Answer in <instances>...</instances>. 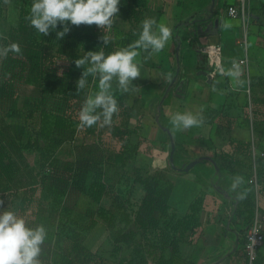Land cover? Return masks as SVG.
Wrapping results in <instances>:
<instances>
[{
    "label": "trees",
    "instance_id": "16d2710c",
    "mask_svg": "<svg viewBox=\"0 0 264 264\" xmlns=\"http://www.w3.org/2000/svg\"><path fill=\"white\" fill-rule=\"evenodd\" d=\"M6 2L0 0V48L17 43L21 51L0 58V208L12 207L10 211L23 215L36 200L49 202L48 217L61 234L53 264H195L181 254L179 244L192 243L196 238L202 201L197 198L187 214L178 216L168 202L173 188L166 177L169 168L151 171L146 164L135 163L142 140L131 144L130 137L139 127L129 128L124 119L131 91L121 93L113 82L118 111L111 123L103 125L101 120L92 127L80 126L79 111L96 85L89 78L88 88L76 91L82 69L75 67L74 60L87 51L109 54L128 47L133 43L132 29L119 37H109L106 46L101 40L103 31L94 24L77 26L57 40L55 32L43 36L30 26L27 17L32 2L19 9L15 25L5 17ZM119 9L118 17L133 27L145 19L148 11L146 0H121ZM242 72L250 95L264 91L263 78H247ZM245 89L242 91L247 92ZM259 105H264V98L248 104L249 126H253L251 119L257 115ZM17 118L21 120L17 124L5 121ZM262 133L264 130L258 133L254 127L249 139H231L230 151L218 152L215 158L218 168L227 170L234 179L240 178L239 172H246L236 189L243 196L239 214H245L247 222L254 217L252 184L247 183L253 171L252 148L262 147ZM66 143L72 145V158L59 159L57 153ZM29 152L37 154L36 169L29 167ZM255 171L262 183L264 162L259 161ZM243 184L249 190H244ZM39 190L42 193L36 199ZM81 194L98 205L86 218L75 213ZM99 222L110 234L113 261L84 244L85 235ZM42 245L45 247L46 240ZM124 249L129 253L119 256ZM260 252L255 264L264 261ZM46 264L51 263L48 260Z\"/></svg>",
    "mask_w": 264,
    "mask_h": 264
},
{
    "label": "crops",
    "instance_id": "0c3cea01",
    "mask_svg": "<svg viewBox=\"0 0 264 264\" xmlns=\"http://www.w3.org/2000/svg\"><path fill=\"white\" fill-rule=\"evenodd\" d=\"M239 5L235 0H213V5L212 0H146L145 19L156 22L153 31L165 24L172 35L159 53L138 49L135 62L140 76L133 81L138 90L131 91L124 118L129 128L139 127L130 137L131 144L142 140L135 163L146 164L151 171L169 168L171 211L181 216L189 212L194 200L200 197L202 201L196 238L179 244L181 254L195 264H246L239 232L240 217L245 216L239 214L242 195L232 188L235 179L215 162L218 152L230 151L231 139H248L249 111L237 94L246 88L245 76L243 80L241 76L244 69L230 66L245 55L241 46L244 32L246 77L264 79V0L249 2L244 27L240 18L227 14L228 7ZM143 21L133 27L117 17L106 35L119 37L132 29L134 42ZM209 44H219L224 50L223 73L214 71L206 61L203 47ZM176 113H190L200 123L178 130L171 123ZM193 161L197 163L185 170ZM258 203L264 208V197Z\"/></svg>",
    "mask_w": 264,
    "mask_h": 264
},
{
    "label": "clouds",
    "instance_id": "9594fccd",
    "mask_svg": "<svg viewBox=\"0 0 264 264\" xmlns=\"http://www.w3.org/2000/svg\"><path fill=\"white\" fill-rule=\"evenodd\" d=\"M120 3L121 0H33L27 19L37 33L48 36L55 32L57 40L64 38L71 26L94 24L103 31L101 40L106 46L109 37L105 30L110 29L118 17ZM155 23L152 19H145L139 38L126 48L109 54L103 50L87 51L74 60L75 67L82 69L76 81V91L88 88L89 78L96 85V90L86 95L79 111L81 127H92L101 120L103 125L111 123L113 114L118 111L113 82L121 93L138 90L133 83L140 76L135 62L138 49L159 53L172 35L165 24L158 25V32L153 31ZM20 51L17 43L8 44L0 48V58H6L9 53L19 54ZM171 123L176 129L183 130L200 121L190 113H176ZM241 182V178L237 177L232 188L235 189ZM46 238L47 231L43 225L30 227L15 212L0 210V264H40L41 246Z\"/></svg>",
    "mask_w": 264,
    "mask_h": 264
},
{
    "label": "rangeland",
    "instance_id": "374dc122",
    "mask_svg": "<svg viewBox=\"0 0 264 264\" xmlns=\"http://www.w3.org/2000/svg\"><path fill=\"white\" fill-rule=\"evenodd\" d=\"M159 1H163V0H159ZM206 1H210V0H206ZM240 1L241 0H235V4L238 5L240 3ZM243 1H244L245 21H246L249 2L250 1L254 2L255 0H253V1L252 0H243ZM260 1H262V0H260ZM30 2H33V0H7L6 4L4 5V13H5V17H6L7 21L10 24L15 25L17 22V16H18L19 9L21 7L26 8L28 6V3H30ZM208 11H210V8ZM208 11H206V12L208 13ZM199 14H201V12ZM75 29H77V26H72L70 33H72ZM223 53H224V50L222 49V58H223ZM224 62L225 61L223 60V67L225 65ZM247 92L240 91L237 93L238 96H240V103H241L242 107L247 105L245 108H248V104L251 100L254 101V100H257L260 98H264V91H260V90L257 92L255 91V92H252L251 95H250L249 91H247ZM245 101L248 102L246 105H245ZM19 104H21V102ZM2 117L3 116L0 112V122L2 120ZM5 121H6V123L17 124L21 120L17 118V119H6ZM251 121L253 122V126H247L248 139L250 137H252L251 135H252V131H253L254 127L257 128L258 133L259 132L261 133L264 130V105L257 106V115L254 118H252ZM261 137H263V139L261 140V142H263L264 141V133L261 134ZM110 145L113 146L115 144H113V143L111 144V142H110ZM261 152L264 153V144H262V147L260 146L259 148L255 149V157H256L255 168H256L257 164L259 163V161L264 162V156H260ZM72 155H73V153H72L71 143L64 144L57 153V157L59 159H65V158L71 157ZM26 158H27V162L29 164V167L31 169H36V167H37V154L32 153V152L26 153ZM195 163H197V162L195 161ZM198 169L199 168H195L194 171H197ZM181 170H183V168ZM127 171H129V170H127ZM192 171H190V174ZM244 174L246 175L245 171L239 172L240 178H242V179L245 178L243 176ZM245 185L246 184L242 185L243 189L246 191L249 190L246 188ZM250 190L252 191V195H250V196H251L252 200L254 201V206H255L256 200L260 201L264 197V180L262 183H259V185L257 187V190H258L257 198H256V193H255L254 188L252 187V189H250ZM41 193L42 192H40V190H39L38 193L36 194V197H37L36 199H38L40 197ZM137 194H138V192H137ZM106 204H107V202H106ZM97 206L98 205L95 202L91 201L88 196H86L85 194H81L78 198L77 206L75 207L76 216L81 217V218H86L87 217L86 215L88 213L93 212L97 208ZM11 208H9V209L0 208V210L10 211ZM41 210H44V211H41ZM259 210L261 212H263L264 208H260V206H259ZM16 215L18 217L23 218L27 222L28 226H30V227H35L37 225H43L46 228V231H47L46 245H45V247L43 245L41 246L42 250H41V253L39 256V260H40V264H46L48 260L50 261L51 264H53V261L57 258L58 248L61 245V234H60L59 229L57 228L56 224H54L53 221H51L48 217L49 216V202L48 201L38 202V200H36L35 203L30 207L28 212H26L23 215L16 213ZM240 219H241V222H240L241 228H239L240 229L239 232L241 234L240 242H242L243 239H245V234H246L247 230L249 229L251 222H247V220L244 216L240 217ZM84 244L91 251L97 252L99 255L103 256L104 258L108 259L109 261H113L110 257V253H111V250L113 247L112 241L110 238V234L101 222H99L97 224V226L92 231H90L89 233H87L85 235ZM47 245H49V246H47ZM128 253H129V251L127 249H124L119 254V256H124V255L126 256ZM260 254H264V252H260ZM262 263H263V260H262L261 264Z\"/></svg>",
    "mask_w": 264,
    "mask_h": 264
},
{
    "label": "built area",
    "instance_id": "2783aa9c",
    "mask_svg": "<svg viewBox=\"0 0 264 264\" xmlns=\"http://www.w3.org/2000/svg\"><path fill=\"white\" fill-rule=\"evenodd\" d=\"M227 14L232 18H240L245 26V10H244V1H240L238 8L228 7ZM246 32L243 34L241 41V46L245 51L243 58L237 59L236 61L230 62L232 68L243 67L245 73H248V58H247V45H246ZM203 53L206 57V61L209 66L213 68L214 71L218 73L224 72L223 67V58H222V48L219 44H209L203 47ZM247 91L249 89L247 88ZM260 156H264V153L261 152ZM255 149L252 148V161H253V171L251 176L248 178L247 182L252 184V187L255 190L256 198L258 195L257 187L259 185V179L256 176L255 171ZM264 247V211L259 210L258 200L255 202L254 206V217L250 224L249 229L245 234V240L243 244V251L246 257V264H255L257 259L258 252Z\"/></svg>",
    "mask_w": 264,
    "mask_h": 264
},
{
    "label": "water",
    "instance_id": "95a60500",
    "mask_svg": "<svg viewBox=\"0 0 264 264\" xmlns=\"http://www.w3.org/2000/svg\"><path fill=\"white\" fill-rule=\"evenodd\" d=\"M212 5H213V0H212ZM218 25V20L215 21V26ZM194 161L193 162H190L186 167H185V170H189L193 165H194Z\"/></svg>",
    "mask_w": 264,
    "mask_h": 264
}]
</instances>
